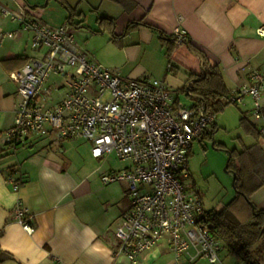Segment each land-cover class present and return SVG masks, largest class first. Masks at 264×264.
Masks as SVG:
<instances>
[{
    "label": "crops",
    "instance_id": "obj_1",
    "mask_svg": "<svg viewBox=\"0 0 264 264\" xmlns=\"http://www.w3.org/2000/svg\"><path fill=\"white\" fill-rule=\"evenodd\" d=\"M50 1L48 0L46 6L43 0H0L13 11L30 9L32 16L56 26L45 21L44 8L51 6ZM131 2L135 7L131 6L129 11L108 0H101L98 8L93 10L97 25L101 17L116 20L115 33L124 36L122 41L124 48H117L111 42V37L110 43L115 51L127 53L130 61L145 56H150L152 60L168 59L166 48L159 39V31L168 36L182 32L185 38L190 39L219 66L230 93L249 83L248 75L251 69L264 70V38L257 33L258 29L264 27V0H131ZM79 5L80 3L75 6L77 13L82 14L75 19L76 25L81 23L79 27H75L77 30L82 29L79 34L84 36L86 34L85 38H89L90 35L92 38L93 35L108 34L100 33V30L89 34L90 31L85 30V15L78 11ZM63 10L58 17L57 26L68 25L69 13L66 9ZM140 21L143 23L138 25L136 30L125 35L131 23ZM0 33L13 35L12 38H5L0 42L1 264H132L125 258L115 259L113 254L117 246L115 228L131 208L128 187L120 183L103 185L95 178L96 172H100L102 168L99 166L90 171L87 167V161L101 160L104 164L110 157L105 160L95 159L88 142L61 141L53 132L34 136L15 150L7 147V133L15 124L18 104L17 89L9 80V74L19 71L30 59L42 58L44 51L35 50L32 47L31 34L10 19L0 17ZM75 40L90 58L97 62L94 55L76 38ZM157 70L162 76L164 69H161V64ZM168 70L169 62L167 75ZM121 76L127 78L122 74ZM185 78L187 81V75ZM161 80L167 82L166 78ZM50 81L55 83L60 79L53 76ZM60 98V93H57V99ZM234 107L239 110L238 126L244 136L239 137L241 148L233 150L241 152L245 148L259 144L264 152V137L259 136L257 139L248 135L240 123L241 119L247 118L259 132V123L253 114L252 100L247 98L245 105ZM219 114L216 123L208 129L205 137L201 141H196L194 145L214 139V135L226 127V120H220ZM245 141H249V145ZM193 147L190 157L193 155ZM124 164H126L124 168L129 165ZM122 169L111 167L109 170L103 169L102 173ZM11 179L23 185L16 188V184L10 183ZM194 184L196 186L195 182ZM202 196L204 200L203 193ZM251 201L258 210L264 211V186L252 195ZM19 205L26 208L33 217L31 222L33 234H28L22 224L14 218V210ZM252 256L260 262L264 261L263 243L253 251ZM222 259L225 264H245L239 262L227 250L222 252ZM136 264L175 263L170 246L162 243L142 255Z\"/></svg>",
    "mask_w": 264,
    "mask_h": 264
},
{
    "label": "built area",
    "instance_id": "obj_2",
    "mask_svg": "<svg viewBox=\"0 0 264 264\" xmlns=\"http://www.w3.org/2000/svg\"><path fill=\"white\" fill-rule=\"evenodd\" d=\"M30 13L0 2V17L19 23L31 34L32 47L44 51L42 58L30 59L9 74L18 104L7 147L15 150L34 136L53 132L61 141L88 142L95 159L114 156L129 164L101 177L106 186L126 184L131 201L114 231L115 259L136 264L166 243L175 264H225L222 242L203 223V196L188 166L194 143L205 137L218 114L204 102L183 104L178 90L164 80L122 77L117 69L92 60L68 25L53 26ZM257 33L264 38V27ZM176 36L185 38L182 32ZM12 37L0 33V42ZM53 76L60 81L51 83ZM248 80L230 93L228 103L241 106L250 98L264 137V70L251 69ZM10 183L19 187L14 179ZM14 218L33 234V217L26 208L17 206Z\"/></svg>",
    "mask_w": 264,
    "mask_h": 264
},
{
    "label": "trees",
    "instance_id": "obj_3",
    "mask_svg": "<svg viewBox=\"0 0 264 264\" xmlns=\"http://www.w3.org/2000/svg\"><path fill=\"white\" fill-rule=\"evenodd\" d=\"M71 15L68 24L79 27L75 19L82 14L77 13V7H71L65 0H60ZM129 11L135 4L131 0H108ZM41 7V6H38ZM37 7V8H38ZM43 8V7H42ZM100 33H108L111 42L123 49L124 36L116 35V20L110 17L98 19ZM143 22H134L128 26L125 35L136 30ZM152 30H156L150 27ZM160 42L166 48L168 56V73L178 75L182 69L187 72V84L190 85V99L194 103L204 102L206 108L214 113H222L227 107L230 92L225 84L219 66L212 62L203 50L188 39H180L176 35L168 36L159 31ZM187 93V88L183 91ZM194 97V99L192 98ZM241 127L248 135L255 138L261 134L249 123L247 118L240 121ZM211 140H213L211 138ZM215 148L224 149L222 144H213ZM228 169L236 174L235 197L220 211L207 212L203 223L211 234L222 242L223 250L229 251L239 262L245 264H260L252 256L253 251L264 242V211L258 210L251 201L252 195L264 186V152L259 144L245 148L243 151L231 150ZM23 184L18 183L21 187ZM2 251L0 249V255ZM2 263L0 259V264Z\"/></svg>",
    "mask_w": 264,
    "mask_h": 264
},
{
    "label": "rangeland",
    "instance_id": "obj_4",
    "mask_svg": "<svg viewBox=\"0 0 264 264\" xmlns=\"http://www.w3.org/2000/svg\"><path fill=\"white\" fill-rule=\"evenodd\" d=\"M48 0H43L45 5ZM60 0H51V6L45 9V21L51 22L56 26L59 24L60 12L64 8L59 3ZM72 7L79 5L78 11L85 15V26L89 34L92 31H99V25L96 24V15L93 10L98 8L101 0H66ZM63 10V11H64ZM110 13V12H109ZM111 14V13H110ZM77 19V18H76ZM70 33L86 47L88 52H91L97 62L108 69L120 70L121 74L127 79L140 81L145 78L163 79L166 78L168 84L178 90V97L183 104H192L194 101L190 99L183 91L187 86L186 70L182 69L180 75L166 74L168 67V59L152 60L150 56L142 57L138 60L130 61L127 53L115 51L110 43V35L101 34L93 35L92 38H85L83 34H79L74 26L68 24ZM89 41V42H88ZM154 56V55H153ZM161 64V69H164L163 75L160 76L157 70ZM163 71V70H161ZM134 75V76H132ZM167 75V76H166ZM239 110L234 106H229L223 113L219 114L220 120H226L227 125L221 128L214 135L213 140L203 141L202 144H195L193 147V155L189 158V170L192 174V180L196 183V187L204 195V207L207 211H220L235 197L233 187V176L226 172V166L230 157L228 150L240 149L241 142L239 137H243L244 133L239 128L238 118ZM213 143L225 145L224 149L213 147ZM249 145V141H245ZM79 163V162H78ZM80 164V163H79ZM87 167L93 171L97 167H101L100 172H96L95 178L102 183V170L122 169L126 164L121 163L114 156L102 161H87ZM104 185V184H103ZM115 185V184H114ZM264 244V242H263Z\"/></svg>",
    "mask_w": 264,
    "mask_h": 264
},
{
    "label": "water",
    "instance_id": "obj_5",
    "mask_svg": "<svg viewBox=\"0 0 264 264\" xmlns=\"http://www.w3.org/2000/svg\"><path fill=\"white\" fill-rule=\"evenodd\" d=\"M59 3L62 4L61 1H59ZM45 5H46V6L48 5V1L46 2ZM64 8L67 10V7H66V6H64ZM70 17H71V15L69 14V18H70ZM191 84H192V82H189V83L187 84V86H186L187 90H189ZM190 95H191V94L189 93V96H190ZM190 97H191V96H190ZM192 98L194 99V97H192ZM226 172L233 176V187L235 188L234 181H235V179H236V174L228 169V164H227V166H226ZM260 264H264V261L260 262Z\"/></svg>",
    "mask_w": 264,
    "mask_h": 264
}]
</instances>
